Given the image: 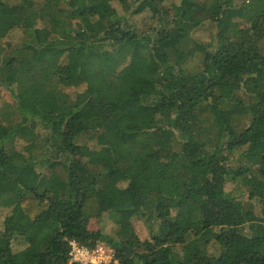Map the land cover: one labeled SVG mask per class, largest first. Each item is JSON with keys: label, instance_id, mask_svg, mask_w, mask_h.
<instances>
[{"label": "trees", "instance_id": "1", "mask_svg": "<svg viewBox=\"0 0 264 264\" xmlns=\"http://www.w3.org/2000/svg\"><path fill=\"white\" fill-rule=\"evenodd\" d=\"M165 2L0 0V264H264V0Z\"/></svg>", "mask_w": 264, "mask_h": 264}, {"label": "rangeland", "instance_id": "2", "mask_svg": "<svg viewBox=\"0 0 264 264\" xmlns=\"http://www.w3.org/2000/svg\"><path fill=\"white\" fill-rule=\"evenodd\" d=\"M178 1L179 0H166V2H165L166 8L172 14H176L178 12ZM237 1H240V0H236V2ZM113 4L117 7V9L119 10L120 13L124 12L121 5L118 2L114 1ZM138 18H140L139 23H141V22L143 23L146 19V16L143 15V16H139ZM199 19H202V22H204L205 24L194 32V37L197 39H202V40H206V41L210 40L211 37L213 36V33H214L213 27H212V22H210L209 18H206L205 16H201V18H199ZM9 38H10V36L8 38H6L5 41L9 40ZM198 65H199V59H197V58L190 61L187 64V66L189 67L190 70H195L197 67H199ZM1 103L2 104L3 103H9V104L11 103L12 105L14 104V100H13V97L11 96L10 91L7 90L6 88L2 87V86H0V105H1ZM107 165L110 167H114V166L120 167V166H124L125 164H124V162L114 163L111 160V158H108ZM233 187H234L233 184L229 185V189H233ZM252 204H253L255 212L258 215H261L260 205L257 204L256 201H253ZM0 217H2L1 214H0ZM1 222L2 221L0 219V228L2 226ZM134 224H135V228H136L138 235L142 239H147L150 237V231H149L147 225L145 224V216L143 213H139L135 216ZM89 226L93 230H97V229L111 230L113 228V220L109 219L108 217H104L102 219H94L93 218V219H91ZM15 247L21 248V247H18L17 245H15ZM112 259H113V256L110 259L107 258V262H110Z\"/></svg>", "mask_w": 264, "mask_h": 264}, {"label": "built area", "instance_id": "3", "mask_svg": "<svg viewBox=\"0 0 264 264\" xmlns=\"http://www.w3.org/2000/svg\"><path fill=\"white\" fill-rule=\"evenodd\" d=\"M70 260L71 262L83 264H99L107 262V258L113 256V250L105 243L89 248L76 241H71Z\"/></svg>", "mask_w": 264, "mask_h": 264}]
</instances>
